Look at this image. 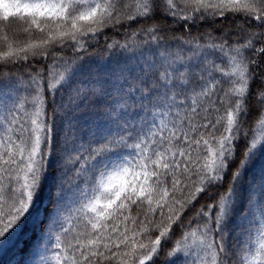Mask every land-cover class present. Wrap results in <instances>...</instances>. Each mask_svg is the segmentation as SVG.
<instances>
[{
    "label": "snow or ice",
    "instance_id": "obj_1",
    "mask_svg": "<svg viewBox=\"0 0 264 264\" xmlns=\"http://www.w3.org/2000/svg\"><path fill=\"white\" fill-rule=\"evenodd\" d=\"M0 264H264V0H0Z\"/></svg>",
    "mask_w": 264,
    "mask_h": 264
},
{
    "label": "trees",
    "instance_id": "obj_2",
    "mask_svg": "<svg viewBox=\"0 0 264 264\" xmlns=\"http://www.w3.org/2000/svg\"><path fill=\"white\" fill-rule=\"evenodd\" d=\"M102 48H103V45H101L100 48L97 50L98 53H101L102 54Z\"/></svg>",
    "mask_w": 264,
    "mask_h": 264
}]
</instances>
